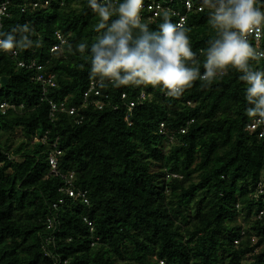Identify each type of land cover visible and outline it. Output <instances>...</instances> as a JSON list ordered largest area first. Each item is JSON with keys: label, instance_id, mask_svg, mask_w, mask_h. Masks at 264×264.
<instances>
[{"label": "trees", "instance_id": "16d2710c", "mask_svg": "<svg viewBox=\"0 0 264 264\" xmlns=\"http://www.w3.org/2000/svg\"><path fill=\"white\" fill-rule=\"evenodd\" d=\"M97 2L114 8L124 0ZM256 6L264 12V0ZM8 14L2 34L15 37L18 55L0 52V102L16 108L0 110V264H264V137L247 129L255 104L243 72L197 79L178 98L162 85L117 87L92 74V46L107 28L97 31L89 0H10ZM211 14L208 6L191 12L184 27L194 53L186 66L201 77L218 35ZM145 16L149 35L165 16L177 21L165 10ZM57 34L65 43L52 52ZM131 34L130 46L144 35ZM19 61L43 65L56 85L44 93ZM249 66L264 72V58ZM92 80L100 81L102 109L88 107L82 123L50 116V100L74 105ZM131 101L138 104L129 125Z\"/></svg>", "mask_w": 264, "mask_h": 264}, {"label": "clouds", "instance_id": "9594fccd", "mask_svg": "<svg viewBox=\"0 0 264 264\" xmlns=\"http://www.w3.org/2000/svg\"><path fill=\"white\" fill-rule=\"evenodd\" d=\"M89 2L101 18L97 31L107 28V35L92 46L94 76L112 81L117 87L162 85L169 96L178 98L197 79L211 81L218 73L233 67L244 73L241 79L248 85L246 99L255 104L247 114L260 117L257 123H264V72L253 71L249 66L250 60L264 56L254 50L248 39L254 35L259 40L264 26V12L256 6L257 0H219L218 7L211 0H204L212 10L210 23L218 35L209 41L211 47L207 49L202 77L198 68L186 66L185 62L193 60L194 53L183 24H173L165 16L159 31L149 35L148 26L141 23L140 17L144 0H124L114 8L100 5L97 0ZM114 14L119 18L109 25ZM135 28H140L144 35L135 46H130ZM21 30L27 32V25ZM2 35L6 38L0 39V49L11 51L18 46L12 34ZM84 47L81 45L80 50Z\"/></svg>", "mask_w": 264, "mask_h": 264}, {"label": "built area", "instance_id": "2783aa9c", "mask_svg": "<svg viewBox=\"0 0 264 264\" xmlns=\"http://www.w3.org/2000/svg\"><path fill=\"white\" fill-rule=\"evenodd\" d=\"M180 1L181 3V9L177 7V2ZM219 1V0H214ZM10 4V0H5L0 5V39H4L2 32H3V22L6 17H8V7ZM213 6L218 7L219 4H213ZM34 7L37 6L35 3L33 5ZM207 5L204 4V0H148V2H145L143 5V9L140 13L141 22L146 18V14L148 15V20L152 18H156L159 16V14L162 11H168L172 14L173 17L177 19L176 23L177 25L183 24L185 27L187 22L188 14L194 11H203ZM57 39L59 41V44L55 45L51 51L56 52L58 51L62 45L65 43V39L60 35L57 34ZM249 43L252 45L254 50L259 53H264V26H262V32H261V38L257 40L255 36H250ZM0 52H8L4 51L3 49H0ZM10 54L13 57H17V51L13 50L10 52ZM260 58H264V56H261ZM18 66L20 68H26L29 70H32L34 73L32 75V80L39 82L43 86L44 93L47 92V87H54L56 85L54 80V75H46L44 72V67L41 64H38L36 61L31 62H25V61H19ZM100 81H94L92 80L89 84V87L83 92L82 96L80 97L78 103L74 105H70L67 101L62 102H55L53 100L49 101L50 105V116L54 118L57 114L64 113L68 114L70 116H73L76 123H82L85 112L87 111L88 107L91 105L94 106L97 109H102L104 106V101L102 100V93L98 89V84ZM105 99L108 98V96H104ZM126 95H122V99H125ZM145 98V94L142 93L138 99L139 102L143 101ZM138 104V102L131 101L127 105V115L125 117V121L131 125V122L129 121V115L135 108V106ZM116 108V106H115ZM16 110L15 106L13 104H10L8 102H0V110L5 113L7 110ZM260 120V117H252L249 123L247 124V129L251 131H257L259 133L260 137H264V123H257V121ZM193 122V121H191ZM159 132L163 135H166L169 139V142H173L174 136L168 134L164 129V124H161V127L159 129ZM185 131L182 130V133ZM44 142V140H43ZM61 155V151L58 149H55L49 156V165H50V174L52 175H60V171L58 170V156ZM65 180V183L67 186L72 185L73 180V174H70L68 177H63ZM71 197H81L84 199V201L87 203V199L85 197V193L76 192L73 189L67 188L66 190ZM263 213L261 212L260 215ZM48 227H53V221L48 220Z\"/></svg>", "mask_w": 264, "mask_h": 264}]
</instances>
